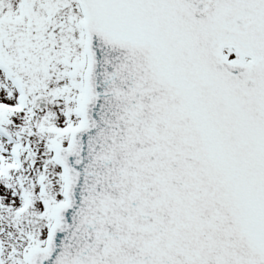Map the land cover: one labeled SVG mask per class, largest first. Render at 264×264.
<instances>
[{
	"label": "snow or ice",
	"instance_id": "1",
	"mask_svg": "<svg viewBox=\"0 0 264 264\" xmlns=\"http://www.w3.org/2000/svg\"><path fill=\"white\" fill-rule=\"evenodd\" d=\"M0 264H264V0H0Z\"/></svg>",
	"mask_w": 264,
	"mask_h": 264
}]
</instances>
